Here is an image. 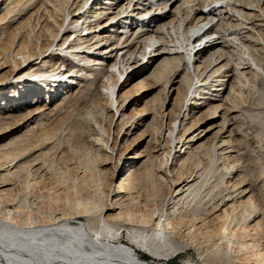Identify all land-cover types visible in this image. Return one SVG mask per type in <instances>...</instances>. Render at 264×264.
I'll use <instances>...</instances> for the list:
<instances>
[{"label": "bare ground", "instance_id": "6f19581e", "mask_svg": "<svg viewBox=\"0 0 264 264\" xmlns=\"http://www.w3.org/2000/svg\"><path fill=\"white\" fill-rule=\"evenodd\" d=\"M130 1L0 0V264H167L189 246L208 264H264V212L236 187L243 177L226 129L247 104V87L264 79V0H142L140 21L126 12L112 22ZM63 56L106 66L80 106L89 158L65 174L43 166L55 121L84 92L76 76L57 71ZM50 79L63 99L53 100ZM42 95L48 104L38 103ZM129 104L135 109L125 113ZM258 105L264 118V95ZM164 116L172 139L160 149ZM195 128L212 140L187 142ZM138 132L156 144L103 185L95 158L125 154Z\"/></svg>", "mask_w": 264, "mask_h": 264}, {"label": "rangeland", "instance_id": "374dc122", "mask_svg": "<svg viewBox=\"0 0 264 264\" xmlns=\"http://www.w3.org/2000/svg\"><path fill=\"white\" fill-rule=\"evenodd\" d=\"M89 2L87 3V5L89 4ZM167 9L168 8L164 9L165 10L164 12H167ZM80 25H81V21H79L75 26L74 25L73 26L76 29ZM73 26L68 28L69 32L73 31ZM74 37H75V35L73 34V36H72V34H71L69 37V40H71V38H74ZM61 54H65V53L62 52ZM122 54L123 53H121V52L118 53L117 56H115L112 60L118 61V59L121 57ZM66 56H67V54H66ZM147 57H149V56L147 55V56L142 58L141 56L138 55L136 58H138L140 60L142 59V62H144V61H146ZM69 58L70 57L63 56L60 60V63L63 61L64 66L59 67L58 69L61 70L62 72L65 71V69H66V71L68 72V70L70 69V68H67L68 65L70 67L74 66L75 64L79 65V66L74 67L73 71H71L70 73H67V72L64 73L63 76H69V77L76 76L77 77L76 79L78 81H81L84 92H82V94H80V96L78 97L79 102H76L74 100H71L69 102V104H70L69 108L71 109V112L69 113V115L66 116V115L62 114L61 116L63 119L62 118H60V119H62L63 121H61L59 118L57 119L58 121L57 120L55 121V122H58L55 124H56V126H58L60 128V130L56 131L58 133H54L56 135L55 136L56 138L54 141H52V144L49 146H46L45 155L46 156L49 155V156L45 157V160L43 161L44 162L43 166L46 167L48 165L51 171H53V169H54L56 172L57 170L59 171V169H60V170H63L64 174L70 172L69 167H73V169H77L76 168L77 166L80 167L82 165V164H80V162L83 163V161L86 158H89V157H87V154H88L87 150H89V149L86 148V146H85V142L87 140V134H86V130H85L86 123L83 120V114L81 113L82 108H83V106H81V104L83 105L82 102L84 100L89 99L90 96H92V93H94L96 88L100 85V83L102 81L103 82L105 81V78L103 76V72L106 70L105 64L101 65V67H100V65L93 64L94 62H90L87 60H83L84 61L83 62L81 60L79 63H77L76 60H73L71 58L69 59ZM63 67H66V68L63 70ZM44 68H47V65H45ZM51 69L52 68H48V71L51 72ZM107 69L109 70L110 68H107ZM59 70H57V71H59ZM50 72H49V74H46V75L50 76L54 73L53 71L51 73ZM40 77H46V76L40 75ZM67 78L62 79V81H65ZM116 79H118L117 75H116ZM122 79H121V81H122ZM62 81H59V83H63ZM48 83L50 84V86H49V84L47 86H49V88H50L49 92L51 93L53 91L52 86L56 83H53V81L51 79L49 80ZM254 83H256V84L250 85V89H249V87H247V89H246V92H248L247 104L244 105L242 108H240L237 111L238 116L233 117V119L231 120L229 125H227L226 129L229 130V136H230L229 138H231V137L233 138L232 139L233 144H234L233 146H234V150L236 151V153L234 155H235V157H237L236 158L238 160L237 163L241 166V167H238V169H239L238 172L243 177L242 178L243 181L238 183L236 185V187L243 186L242 190H248L249 201L254 202L258 206V208L263 210V212H264V125H263V120H262L264 118L262 116L258 115V113H259L258 110L260 109V105H258V103L262 99V96L264 95V79L258 78V79H256V81ZM119 84H117L115 87V93H117ZM74 85L75 84H73V87H74ZM41 88L44 90L46 87L40 86L39 89L42 90ZM32 89L33 88H31V90ZM99 89L102 90V88H99ZM35 90L36 89H33V91H35ZM158 91H159V88L154 90L153 92H155V93H153V94L158 93ZM63 92H64V89H62L60 92L59 91L56 92L54 94L53 100L54 99L59 100V98H58L59 96L62 97V99H63V96H62ZM57 95H58V97H57ZM114 96H115V94H114ZM16 98H18V96ZM20 99H24V97H20ZM7 100H10V99L8 98ZM29 100L34 102L36 100V98H32L30 96L28 101ZM47 100L48 99H46V97H44L42 95L39 98L38 103L48 104V102H46ZM1 102H3V101H1ZM166 104H167V102H166ZM115 106H116V104H114L112 106V111H113L112 113H115L114 112ZM135 106L136 105L129 104L127 107L123 108V111L126 113L127 111L132 109V112H133L135 109ZM7 110H9V109H7ZM7 110H5V111H7ZM108 112H110V111H108ZM61 116H59V117H61ZM115 117H116V113L114 114V118ZM136 119H137V115H134L133 121H135ZM117 120H118V118H116L115 123L117 122ZM217 121H218V118H216V120H214V123H215L214 127H218V125H216ZM131 123H134V122H130V124ZM168 123H169V118H167L166 116L162 117L159 120V124H161L160 125V128H161L160 129L161 130L160 143L161 144L159 145L160 149L165 147L164 146L165 141H162L163 137H164V140L172 139V136L168 132ZM122 124H123V122L120 124L121 127L123 126ZM130 124L127 127H129ZM203 125H205V124H203ZM56 126L54 128H56ZM127 127H125V128L127 129ZM113 128H114V126H113ZM198 129L199 128H195L191 131L192 135L187 142L192 141L193 138H196L199 135H200V138H202L203 136L207 137L204 140V142H209V140L210 141L212 140L214 133L212 135H209V133L211 132V131H209V133L204 134V133H202V130H198ZM174 132H175V130H174ZM201 134H203V135H201ZM140 136H141V132H138L136 135L134 134L131 137V140H133L131 142L132 144L127 146L126 150H128V151L125 154L120 153L118 157L114 155L113 159H109V160H105V161H104V159H102L103 160L102 161L100 158H99L100 159V161H99L95 158L94 163H93L94 165L92 166L93 167L92 173L95 174L98 171V169H99V172L101 173L100 174L99 172H97L95 174L96 176H98L97 180H99V181L101 180V183L104 185L106 183H110L109 174H111L112 176H115V178H113V181H115V180L117 181L119 179V178L117 179L116 176L117 177L122 176L124 173H125L124 176L128 175V171H130L135 166V164H136L135 162L137 160L142 159V157H143L142 155L146 154V151L150 147H153L156 144L155 142L152 144H149V141H150L149 135H143L144 137H141V138H140ZM200 138H198L196 140H200ZM217 139H218V137L216 138V140ZM124 141L125 142L127 141V137ZM172 144H173V141L171 140L169 145L172 146ZM89 153H90V151H89ZM79 155H81V157ZM83 156H84V158H83ZM88 156H89V154H88ZM142 160H144V159H142ZM141 162L142 161H140L139 164H141ZM75 163L77 166L75 165ZM225 165L226 164L222 161L217 162V166H218L217 171H222L223 170L222 167L223 166L225 167ZM223 171H224V177H226L227 179L228 178L230 179L233 171L227 167L224 168ZM52 174L56 175V173H54V172H52ZM102 175L104 176L103 179L100 178V176L102 177ZM44 180L45 181L49 180V178H45ZM17 188L20 191V188L22 189L23 187H20L18 184ZM17 188H16V190H17ZM217 188H218V186H217ZM225 190H226V188H224V191ZM86 192H88L87 194H89L90 190H88ZM30 197H31V195H30ZM30 199L32 200L33 203L35 202L36 204H38L41 207H44V205H46L45 204L46 202L43 199L42 200H36L35 198H30ZM10 208L12 209V205H10ZM260 222H262L261 223L262 226H261V229H259V231H261L259 237H260L261 244L264 245V213L260 217ZM123 234H124L123 238L126 239L125 234H127V230L124 231ZM141 255L144 256L145 258H149V255L143 251L141 252ZM168 258L169 259L167 261L168 262L167 264H208L201 259V256L198 254V251L194 248V246H189V247L179 249L177 251H173L170 253V256ZM238 263L241 264L240 261H238ZM248 263H255V262H253V259L251 258Z\"/></svg>", "mask_w": 264, "mask_h": 264}]
</instances>
